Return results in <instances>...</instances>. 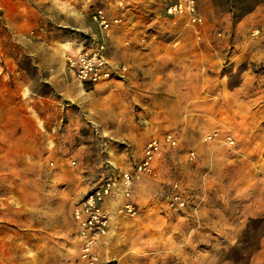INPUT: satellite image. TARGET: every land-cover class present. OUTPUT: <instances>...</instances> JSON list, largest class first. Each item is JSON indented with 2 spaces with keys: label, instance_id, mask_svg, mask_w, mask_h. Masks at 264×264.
Here are the masks:
<instances>
[{
  "label": "rangeland",
  "instance_id": "obj_1",
  "mask_svg": "<svg viewBox=\"0 0 264 264\" xmlns=\"http://www.w3.org/2000/svg\"><path fill=\"white\" fill-rule=\"evenodd\" d=\"M100 1L0 0V4H88L86 11L91 20L97 23L93 20V14ZM172 1L160 0L162 8L166 9L165 5ZM258 2L261 4L264 0H198L199 12L201 9L204 14L203 11H207L205 4H209L214 13V16L207 15V12L204 14L207 23L203 30L198 26L181 24L186 19L177 16L176 22L170 21L173 30L168 31L167 35L175 39L181 37L184 43L192 35L202 39L211 31L218 34L221 32L218 20H229L232 13L233 16L240 15L242 10ZM177 18L172 17L171 20ZM3 21L0 8V51L2 38L7 37ZM75 27L58 31L65 35L75 34L71 38L78 39L79 44L82 41L88 44L93 42L95 37L81 34ZM5 40L3 51L8 48V56H4V65L31 69L32 60L21 50L22 46L14 38ZM66 40L62 38L60 44ZM259 72L261 75V67ZM94 87L91 84L85 86L87 90ZM99 94H102L101 90L90 97L86 110L93 117L101 119L104 107L109 105L116 124L122 127L116 138L108 134L102 136L101 132L95 131L96 127L92 128L89 124L82 136L66 141L64 152L57 150L47 159L43 155L42 161L0 151V264H89L88 259L74 254V249H79L72 217L77 199L103 180L133 170L142 153L143 143L150 136L164 133L173 134L178 144L157 158L155 175L141 176L135 180L134 196L140 204V216L124 218L128 225L116 223L123 228L122 233L116 236L118 245L105 247L102 242L94 249L100 256L97 263L147 264L151 261L154 264H174V261L164 263V256L159 255L163 251H156L168 239L177 247L175 251L167 249L174 253L170 259L183 261L180 264L186 261L190 264H264V179H257L252 167L245 166L237 172L243 175L239 181L243 185L241 188L237 186L241 191L236 194L248 203V207L243 209L241 199H237L235 206L239 214H243L241 218L227 217L231 200L237 195H231L223 186V190L214 187L213 174L223 172V167L232 157L243 155L232 153L229 147L232 139L227 135L209 139L219 142L220 146L201 152L200 146L194 142L196 138L198 140L197 136L202 134V130H210L212 135L215 132L204 127L198 119L195 124L191 122L200 127L195 134L192 135L188 128L183 130L181 123L188 124L189 120L185 114V119L181 121L182 117L176 111L184 106L164 104L157 97L148 105L144 99H134L130 103L119 94L112 93L107 98L99 97ZM260 126L264 128V121ZM106 143L108 147H105ZM193 150L197 152H194L195 162L187 159ZM259 155L264 172V154ZM248 156L255 160L257 154L250 153ZM51 163H55L54 167H51ZM56 164H60L59 167H55ZM221 181L225 185L229 177L223 176ZM145 185L150 186L149 192H144ZM179 196L180 200L175 205ZM254 197L260 201H255ZM182 207L186 209L182 211ZM214 208L218 209L216 213L213 212Z\"/></svg>",
  "mask_w": 264,
  "mask_h": 264
},
{
  "label": "crops",
  "instance_id": "obj_2",
  "mask_svg": "<svg viewBox=\"0 0 264 264\" xmlns=\"http://www.w3.org/2000/svg\"><path fill=\"white\" fill-rule=\"evenodd\" d=\"M100 2L96 9H103L111 21L116 20L108 31L91 20L86 11L88 4H0L7 35L1 40L0 51V151L42 161L43 155L47 159L57 150L64 152L66 141L82 136L89 124L102 136L108 134L116 138L122 127L116 124L109 105L104 107L101 119L86 110L90 97L98 90L102 91L98 95L102 98L114 93L121 98L124 96L130 103L134 99H144L150 105L157 97L164 104H180L185 109L190 77L194 76L196 108L193 115L190 112L180 114L183 107L176 111L182 117L181 121L186 114L190 122L181 123L180 127L183 126V130L188 128L193 135L200 128L194 126L198 119L204 127L217 132L220 138L223 135L231 138L233 143L228 144L232 153L243 154L232 157L223 172L213 174L214 187L221 190L223 186L231 195L241 191L237 186L242 187L239 181L243 175L237 172L245 166L255 168L256 178L263 180L259 154H264V128L260 126L264 121V78L259 70L264 60V3L256 5L253 11L235 22L233 13L229 20H218L221 30L218 34L211 31L202 39L192 35L182 43L181 37L175 39L167 35L173 30L170 21L176 22L178 18L171 20L160 0ZM208 5L205 4L207 15L214 16ZM206 12L203 11L205 15ZM200 14L204 23L198 28L203 30L207 19L201 9ZM181 24L190 26L184 20ZM68 27H75L81 34L106 43L114 78L87 90L85 86L88 84L75 77L66 65V57L74 54L84 41L79 44L78 39L71 38L75 34L65 35L58 31ZM13 38L31 58V69L4 65V56H8V48L3 51L5 39ZM62 38L67 40L60 44ZM123 67L128 68L126 74L121 71ZM100 85L101 89H97ZM202 131L194 141L200 146L199 151L220 146L219 142L207 139L212 135L210 130ZM164 135L150 136L143 143L141 152L148 141ZM105 145L108 147L107 143ZM250 153L257 154L255 160L248 156ZM50 165L54 167L55 163ZM56 165L59 167L60 164ZM223 176L229 177L225 185L221 181ZM143 190L149 192L150 186L145 185ZM254 198L260 201L258 197ZM237 199H241L243 209L248 207V203L237 195L231 200L228 218L243 216L235 206ZM251 202H254L252 198ZM140 211L139 204V215L133 219L140 216ZM217 211L214 208L213 212ZM124 218L131 217L115 216L106 236L108 239L102 240L105 247L118 245L116 236L123 228L116 223L128 225ZM76 232L75 223V239L78 241ZM163 251L167 249L163 248Z\"/></svg>",
  "mask_w": 264,
  "mask_h": 264
},
{
  "label": "built area",
  "instance_id": "obj_3",
  "mask_svg": "<svg viewBox=\"0 0 264 264\" xmlns=\"http://www.w3.org/2000/svg\"><path fill=\"white\" fill-rule=\"evenodd\" d=\"M170 17L181 16L192 27L201 26L204 18L198 9V0H173L166 7ZM93 20L107 30L116 20L111 21L103 9H97ZM107 45L101 39H93L92 43H82L73 55L66 58V65L75 77L85 84L97 85L113 78L115 72L107 53ZM124 69V67H123ZM261 76L264 78V60L261 63ZM217 132L210 139L216 138ZM230 143H233L230 140ZM178 144L176 137L167 133L162 137L148 141L143 147L139 161L133 170L122 172L117 177L103 180L76 203L73 218L76 223V238L79 249H89L81 254L89 260V264H98L100 256L95 253L102 239L109 233V228L115 216L122 215L131 218L139 215V206L135 200L136 179L141 176L155 175V162L164 152ZM190 155H195L191 152ZM75 164V162H73ZM180 200V196L176 197ZM183 202L181 206H183Z\"/></svg>",
  "mask_w": 264,
  "mask_h": 264
},
{
  "label": "bare ground",
  "instance_id": "obj_4",
  "mask_svg": "<svg viewBox=\"0 0 264 264\" xmlns=\"http://www.w3.org/2000/svg\"><path fill=\"white\" fill-rule=\"evenodd\" d=\"M121 71L123 73H127L128 71V68L125 67L124 69L121 68ZM196 94V89H195V77L194 76H191L190 77V82H189V96H188V106L187 108L184 109V107L179 111L180 114L184 113V112H190L192 115L195 111V108H196V101H195V97L194 95ZM218 135V133H217ZM207 139L209 140L210 137L208 136ZM205 139V140H207ZM188 160H190L191 162H195V159H196V156L195 155H189L187 157ZM178 202L176 201L175 202V205H177ZM182 210L185 209L184 207L181 208ZM165 248V249H169L171 251H175L176 250V245L175 244H171L170 242H165L163 245L160 246V248H156V251L157 252H160V251H163L162 249ZM90 250L89 249H74V254L75 255H78L80 256L81 254H84L86 252H89ZM174 253L173 252H170V251H163V252H160L159 255H162L164 256V263H169L170 261H174V259H170L172 257ZM183 261H180V260H175L174 261V264H180L182 263ZM147 264H154L152 263L151 261L150 262H147ZM185 264H190L189 262H185ZM192 264V263H191Z\"/></svg>",
  "mask_w": 264,
  "mask_h": 264
},
{
  "label": "trees",
  "instance_id": "obj_5",
  "mask_svg": "<svg viewBox=\"0 0 264 264\" xmlns=\"http://www.w3.org/2000/svg\"><path fill=\"white\" fill-rule=\"evenodd\" d=\"M240 1H244V0H240ZM260 4V2L256 3V5ZM256 5H253L247 9L242 10V12L240 13V15H234V22L237 21L238 19H240L242 16H244L246 13H249L251 11L254 10V8L256 7Z\"/></svg>",
  "mask_w": 264,
  "mask_h": 264
}]
</instances>
